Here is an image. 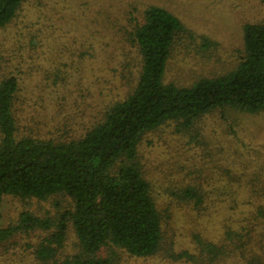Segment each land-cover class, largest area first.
Segmentation results:
<instances>
[{
	"label": "rangeland",
	"instance_id": "374dc122",
	"mask_svg": "<svg viewBox=\"0 0 264 264\" xmlns=\"http://www.w3.org/2000/svg\"><path fill=\"white\" fill-rule=\"evenodd\" d=\"M148 4L167 8L215 43L204 47L196 38L175 46L165 80L178 84L231 69L243 49L242 25L264 21L260 0H27L0 28V79L18 78L21 132L45 135L64 127L77 135L107 103L124 96L126 63L133 70L136 59L116 28L131 10L140 16ZM140 156L158 208L168 214L163 246L149 257L122 254L115 264H264V213L255 215L264 210V112L216 110L188 131L167 123L144 136ZM187 184L203 192L202 206L173 195ZM65 205L61 198L24 201L7 195L0 226L16 223L26 209L56 215ZM229 230L242 235L230 241ZM44 235L17 233L0 245V264H40L33 248ZM196 236L222 246V252L200 254ZM75 244L69 229L65 253H73ZM182 251L192 257L170 255Z\"/></svg>",
	"mask_w": 264,
	"mask_h": 264
},
{
	"label": "trees",
	"instance_id": "16d2710c",
	"mask_svg": "<svg viewBox=\"0 0 264 264\" xmlns=\"http://www.w3.org/2000/svg\"><path fill=\"white\" fill-rule=\"evenodd\" d=\"M25 1L0 0V28L17 16ZM134 10L116 28L136 59L133 70L126 63L129 89L107 103L79 134L64 127L45 135L21 132L15 107L18 78L0 79V220L7 195L24 201L67 202L56 215L26 209L16 223L0 226V245L17 233L46 232L33 248L40 264H115L122 254H158L168 214L159 210L143 170L144 136L170 122L176 131H188L216 110L223 115L264 112V21L242 25L243 49L231 69L178 84L165 80L175 46L196 38L204 47L215 43L194 33L163 6L148 4L140 16ZM173 195L185 203H203V192L192 184ZM263 213L258 209L255 215ZM69 229L76 237L73 253H65ZM241 235L227 231L230 241ZM195 239L200 254L214 257L223 250L210 240ZM170 255L192 257L187 251Z\"/></svg>",
	"mask_w": 264,
	"mask_h": 264
}]
</instances>
